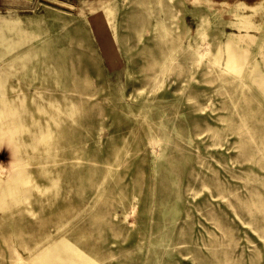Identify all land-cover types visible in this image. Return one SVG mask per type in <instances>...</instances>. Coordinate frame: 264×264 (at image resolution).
Listing matches in <instances>:
<instances>
[{
  "label": "rangeland",
  "instance_id": "374dc122",
  "mask_svg": "<svg viewBox=\"0 0 264 264\" xmlns=\"http://www.w3.org/2000/svg\"><path fill=\"white\" fill-rule=\"evenodd\" d=\"M263 50L264 0L0 7V264H264Z\"/></svg>",
  "mask_w": 264,
  "mask_h": 264
},
{
  "label": "crops",
  "instance_id": "0c3cea01",
  "mask_svg": "<svg viewBox=\"0 0 264 264\" xmlns=\"http://www.w3.org/2000/svg\"><path fill=\"white\" fill-rule=\"evenodd\" d=\"M17 1H19V0H0V7H9L11 4H13ZM260 57H261V59H260ZM254 58H255L254 63H255V71H256L254 77L256 79L258 77V80L260 81V83H262V85H264V71H262V69H261L262 66L264 65V50L259 51Z\"/></svg>",
  "mask_w": 264,
  "mask_h": 264
}]
</instances>
